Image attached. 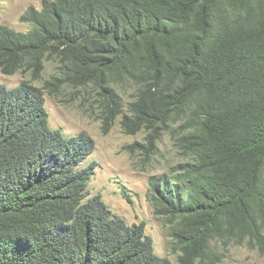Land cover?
Wrapping results in <instances>:
<instances>
[{"label": "trees", "instance_id": "16d2710c", "mask_svg": "<svg viewBox=\"0 0 264 264\" xmlns=\"http://www.w3.org/2000/svg\"><path fill=\"white\" fill-rule=\"evenodd\" d=\"M21 20L0 25V70L31 73L0 84V264H170L146 222L92 193L94 139L50 126L67 85H95L105 123L122 115L155 150L181 122L188 161L151 180L179 264H219L220 242L264 252V0H44Z\"/></svg>", "mask_w": 264, "mask_h": 264}, {"label": "rangeland", "instance_id": "374dc122", "mask_svg": "<svg viewBox=\"0 0 264 264\" xmlns=\"http://www.w3.org/2000/svg\"><path fill=\"white\" fill-rule=\"evenodd\" d=\"M43 1L0 0V25L28 31L30 26L21 20V16L30 7L41 8ZM56 73L58 67L49 62L45 78L50 79ZM30 78L29 72L7 75L0 70V84L10 87ZM117 87L127 113L128 105L137 92L136 87L127 81H120ZM46 103L51 127L62 128L67 133L85 131L94 139L95 149L86 159V162H95L97 167L89 185L92 193L101 194L111 209L129 224L146 222L158 253L167 256L170 264H179L178 255L171 250L172 223L155 211L151 180L188 160L175 139L183 132L181 122L173 123L164 131L158 140V150H155L146 138L147 131L136 134L125 131L122 115L112 119L111 125L105 123L104 97L95 85L63 86L56 96L48 95ZM220 246L225 254L219 264H264V252L249 242H233L229 246L221 242Z\"/></svg>", "mask_w": 264, "mask_h": 264}, {"label": "clouds", "instance_id": "9594fccd", "mask_svg": "<svg viewBox=\"0 0 264 264\" xmlns=\"http://www.w3.org/2000/svg\"><path fill=\"white\" fill-rule=\"evenodd\" d=\"M187 158H188V157H187ZM187 161H188V160H187ZM236 242H237V241H236ZM220 243H221V242H220ZM232 243H233V242H232ZM232 243H231V244H232ZM229 245H230V244H229ZM229 245H228V246H229ZM219 250H220L221 252L224 253V251L221 250V246H220V244H219ZM224 254H225V253H224ZM223 257H224V255H223ZM222 260H223V258H222Z\"/></svg>", "mask_w": 264, "mask_h": 264}]
</instances>
